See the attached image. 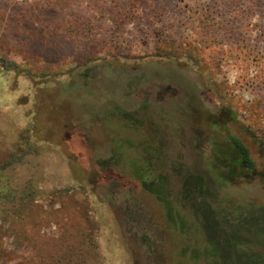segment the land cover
Segmentation results:
<instances>
[{
    "label": "rangeland",
    "instance_id": "374dc122",
    "mask_svg": "<svg viewBox=\"0 0 264 264\" xmlns=\"http://www.w3.org/2000/svg\"><path fill=\"white\" fill-rule=\"evenodd\" d=\"M116 3L0 0V167L21 154L0 188L34 191L26 219L0 220V264H73L82 240L92 259L77 264H213L182 180L208 176L206 123L224 109L249 148L241 128L264 140V0ZM213 189L209 204L243 218L248 204ZM244 190L230 193L260 202Z\"/></svg>",
    "mask_w": 264,
    "mask_h": 264
},
{
    "label": "trees",
    "instance_id": "16d2710c",
    "mask_svg": "<svg viewBox=\"0 0 264 264\" xmlns=\"http://www.w3.org/2000/svg\"><path fill=\"white\" fill-rule=\"evenodd\" d=\"M71 6L72 4L68 2L60 3L59 6L50 3L48 9L60 11ZM115 8L117 10H113L111 13L114 14L118 9L120 11L127 9V7L122 6L121 0H118ZM220 119H225L226 124H221ZM237 123L238 121L231 110L227 109L222 110L219 117L213 116L208 120L206 124L215 135L209 143L211 152L206 160L208 176L205 178L200 175H191L182 180L183 183L187 184L188 191L194 192L201 201V206L196 209V219L199 225V220H201L199 215L207 220V227L203 228L205 232H203L202 241L213 264L255 263L251 255L242 249L243 241H245L244 235L258 239V244L264 249V140L258 138L253 130L241 128L243 136L250 140L251 148H254L252 150L247 146L246 140L244 141L242 137L232 132L231 127L237 126ZM19 160H21V154L12 152L9 159L1 165L0 172ZM247 184L256 185L260 193L258 196L260 202H252L243 198L241 200L230 193V190L238 189L242 195L247 194L244 190L247 188ZM5 185L7 186V184ZM214 187L216 190L223 191L225 199L232 198L242 201L232 202L234 205L231 207L248 204L243 218L231 222L213 206V203H208L211 199H215ZM3 189L0 188V198L3 201L0 202V220L4 221L9 218V225H11L10 228L8 227L9 231L13 223L26 219L30 214L33 202L27 201L34 194V191L26 186L21 189ZM161 194L164 198L160 197V199L163 198L164 201H167L166 191ZM2 237L4 234L0 227V238ZM67 246L68 244H66ZM73 250L79 253L73 264H77L80 259L84 263H87L88 260L91 261L92 253L90 254V248H88V243L85 240L80 241L74 248L69 246L65 252Z\"/></svg>",
    "mask_w": 264,
    "mask_h": 264
}]
</instances>
